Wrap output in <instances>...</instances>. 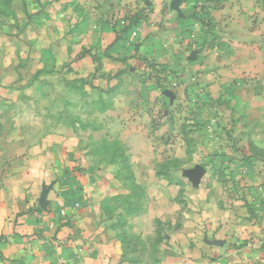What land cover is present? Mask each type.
Wrapping results in <instances>:
<instances>
[{"label":"crops","instance_id":"obj_1","mask_svg":"<svg viewBox=\"0 0 264 264\" xmlns=\"http://www.w3.org/2000/svg\"><path fill=\"white\" fill-rule=\"evenodd\" d=\"M93 1L0 0V34L10 45L27 46L34 41L36 49H51L55 55L56 47L61 45L55 32L61 30L62 23L73 26L62 17L77 16L83 5ZM125 1H131L129 6L133 5L136 12L147 11L150 40L165 47L173 45L172 40L178 44L180 63L196 69L197 82L204 95L211 97L210 109L227 113L232 131L229 144L220 148L215 161L193 172L198 187H202L204 202H171L170 184L164 178L156 195H150L151 202H144L145 212L132 214V219L173 225L164 235V264H189L185 255L195 252L202 258L198 264H253L257 258L254 249L264 256V245L254 244H264V0L100 3L102 10L117 11ZM108 27L104 24L106 31ZM46 32H52V43L46 40ZM107 43H117L113 33ZM16 58L31 61L28 54ZM38 61L35 58L34 62ZM119 65L118 60L109 57L101 60L102 75L107 81L113 71L110 69ZM63 145L60 137H42L24 144L25 158L20 168L1 169L12 186L6 181L0 185L2 256L14 259L11 264H126L125 256L133 253L118 237L115 220L104 215L112 197L122 193L123 187L119 191V186H114L112 170L85 169V159L96 157L95 152L65 150ZM46 153L72 161L56 168L46 167ZM34 160L42 161L40 173L49 176L47 181L72 171L71 184L67 182L59 191L63 196L55 195V186L41 195L32 182H22V178L30 176L28 165ZM180 174L185 176L184 171ZM51 195L56 202H48ZM75 203L79 204L78 210L67 213L65 218L58 215L61 206ZM38 209L41 212H35ZM190 227L197 231L196 239L202 244L197 250L190 242H186L190 246L186 248L174 242L193 239V234H187ZM241 254L244 257L239 261Z\"/></svg>","mask_w":264,"mask_h":264},{"label":"rangeland","instance_id":"obj_2","mask_svg":"<svg viewBox=\"0 0 264 264\" xmlns=\"http://www.w3.org/2000/svg\"><path fill=\"white\" fill-rule=\"evenodd\" d=\"M131 4L125 1L119 10L108 11L102 10L100 0H94L83 5L77 16H63L62 21L74 27L62 23L55 32L61 43L55 55L51 49H36L34 41L27 46L10 45L0 34V171L20 168L24 144L42 137H60L65 150L95 152L96 157L85 159V169L112 170L114 186L119 191L123 187L104 215L115 220L118 237L133 253L125 256L126 264H164V235L173 225L147 219L136 222L132 214L145 212L144 202H151L150 195H156L164 178L170 184L171 202H204L193 172L214 162L220 148L229 144L231 122L227 113L210 109L211 97L204 95L197 82L196 69L180 63L178 44L172 40L173 45L165 47L150 40L147 11L136 12ZM104 24L110 25L109 31ZM111 33L117 41L114 46L107 43ZM45 38L52 43V32H46ZM26 54L30 62L16 58ZM107 57L120 63L110 69L108 81L101 71V60ZM71 161L46 153L44 166L56 168ZM29 167L30 176L22 182H32L41 195L55 186V195L63 196L59 191L67 182L71 184L72 171L47 181L49 176L40 173L41 160ZM8 177L0 173V185L6 181L11 186ZM48 199L56 202L52 195ZM187 234L194 238L174 242L183 248L202 247L194 228H188ZM254 250L253 264H264V256ZM185 256L189 264L202 262L196 252ZM13 262L0 252V264Z\"/></svg>","mask_w":264,"mask_h":264},{"label":"built area","instance_id":"obj_3","mask_svg":"<svg viewBox=\"0 0 264 264\" xmlns=\"http://www.w3.org/2000/svg\"><path fill=\"white\" fill-rule=\"evenodd\" d=\"M120 23L122 25L125 24V20L123 19V16L120 17ZM199 92H201L202 90H198ZM197 94H200L196 91ZM79 209V204L78 203H75L73 205H70L69 207H64V206H61L60 209H59V213L58 215L61 217V218H65V216L67 215V213L69 212H72V211H76Z\"/></svg>","mask_w":264,"mask_h":264},{"label":"water","instance_id":"obj_4","mask_svg":"<svg viewBox=\"0 0 264 264\" xmlns=\"http://www.w3.org/2000/svg\"><path fill=\"white\" fill-rule=\"evenodd\" d=\"M195 175H197V174H195Z\"/></svg>","mask_w":264,"mask_h":264}]
</instances>
